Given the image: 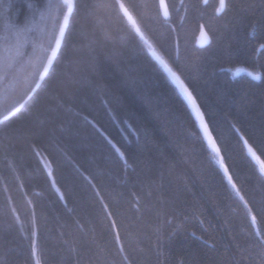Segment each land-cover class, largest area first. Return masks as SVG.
<instances>
[{"label": "trees", "instance_id": "1", "mask_svg": "<svg viewBox=\"0 0 264 264\" xmlns=\"http://www.w3.org/2000/svg\"><path fill=\"white\" fill-rule=\"evenodd\" d=\"M160 1L0 0V264H264V0Z\"/></svg>", "mask_w": 264, "mask_h": 264}, {"label": "snow or ice", "instance_id": "2", "mask_svg": "<svg viewBox=\"0 0 264 264\" xmlns=\"http://www.w3.org/2000/svg\"><path fill=\"white\" fill-rule=\"evenodd\" d=\"M61 3L67 9V11L64 13V21L66 23L68 20L69 14L71 13L72 9L74 8V0H61ZM161 3L163 4V0H161ZM95 7L98 9L107 10L109 12H115L117 15L122 13L124 17H127V19L129 21H132L133 26L135 27L136 22L133 19L132 12L130 11V7H134V6L125 5V3L122 2V0H96ZM220 7L221 8L226 7V0H220ZM165 13H167L166 7H165ZM42 18H43V16H42ZM135 31L137 34H139L140 39L144 40V35L140 31L139 27H135ZM63 32H64V26L61 25V27H60L61 36L63 35ZM5 39H7V38L5 37ZM145 43H147V41H145ZM56 44L57 45L60 44V38L59 37L56 38ZM149 47H151V45H149ZM55 53H56V49L53 48L52 49L53 55L48 57L49 65H51L52 60H53V56H55ZM152 54H153V56L156 57L157 60H159V62L163 66V68L168 73L169 77L178 86V89H179L181 95L184 97V99L187 101V103L195 111L196 118L200 122V126L203 129V133H204V135H205V137H206V139L210 145L211 151H212L214 157L218 160L220 167L223 169L224 175L227 177L228 183L231 185V188L235 192L236 196L239 197V199L244 202L245 207H248V202L245 200L244 196L241 195L240 188L237 186L236 182L233 180L232 175L229 173V169L224 162V156L222 154V149L216 143V141L213 139L211 132H210V129H209V126H208V123L205 120L204 113L200 110V107L197 104V100L193 96L192 91L185 84L181 75L176 70H174V68L169 66V64L167 62H165L160 56L156 55V53L154 51ZM45 72H47V68H45ZM0 78H2V77H0ZM2 101H3V97H0V102H2ZM22 107H23V105H21V108ZM7 111H8V116L4 117V120H0V124H3V123H5V121L9 120L15 114V112L18 111V109H15V106H12V107H9L7 109ZM237 131L239 132V129H237ZM4 135H5V137H7L8 133H4ZM241 139L244 140V145L247 147L248 153L260 163V174L262 176H264V162L260 161V158L253 151L252 147L248 145V141L246 139H244L243 136H241ZM8 146H9L8 144L5 145V147H8ZM116 151L120 152V150L118 148L116 149ZM120 155H121V157H123L124 154L122 152H120ZM248 211L251 212V208H248ZM252 220H253V222H255L256 217L252 216ZM112 224H113V227H115V221H113ZM117 240H119L118 235H117ZM260 245H261V251H262V253H264V239L260 240ZM37 264H38V262H37Z\"/></svg>", "mask_w": 264, "mask_h": 264}, {"label": "water", "instance_id": "3", "mask_svg": "<svg viewBox=\"0 0 264 264\" xmlns=\"http://www.w3.org/2000/svg\"><path fill=\"white\" fill-rule=\"evenodd\" d=\"M73 10V9H72ZM66 11H67V9H66ZM71 13H72V11H71ZM71 13L69 14V16H68V20H67V22L65 23V21H64V17H63V19H62V22H61V25H63L64 26V32H63V35L61 36V34H60V27H61V25H60V27H59V30H58V33H57V36H56V38L57 37H59L60 38V44L59 45H57L56 44V39H55V42H54V44H53V47H52V49L53 48H55L56 49V53H55V56H56V54H57V52H58V50H59V48H60V45H61V43H62V40H63V37H64V34H65V31H66V28H67V25H68V22H69V19H70V16H71ZM52 49H51V52H50V54H49V56H52L53 54H52ZM55 56H53V59L55 58ZM154 58L156 59V57L154 56ZM157 60V59H156ZM53 61V60H52ZM158 62H159V60H157ZM160 63V62H159ZM161 64V63H160ZM47 65H49V63L47 64ZM162 66V65H161ZM163 67V66H162ZM164 69V68H163ZM165 70V69H164ZM165 72H166V70H165ZM167 73V72H166ZM237 73H240V70H238V71H236V74ZM167 75H168V73H167ZM169 76V75H168ZM42 77V76H41ZM170 78V77H169ZM171 79V78H170ZM172 80V79H171ZM174 83V82H173ZM175 84V83H174ZM176 85V84H175ZM177 86V85H176ZM37 86H35V88H36ZM34 88V89H35ZM177 88H178V86H177ZM179 90V89H178ZM180 92V91H179ZM195 112V111H194ZM199 121V120H198ZM200 123V122H199ZM203 130V129H202Z\"/></svg>", "mask_w": 264, "mask_h": 264}, {"label": "rangeland", "instance_id": "4", "mask_svg": "<svg viewBox=\"0 0 264 264\" xmlns=\"http://www.w3.org/2000/svg\"><path fill=\"white\" fill-rule=\"evenodd\" d=\"M161 5H162V6H161V11H162V13H163L164 15H166V13H165V6H164V3L161 4ZM206 42H207V39H206L205 32H204V30L201 28L200 33H199L198 38H197V44H198V45H204ZM189 106H190V105H189ZM190 107H191V106H190ZM191 109H192V107H191ZM192 110H193V109H192ZM193 112H194V110H193ZM194 115H195V119L197 120L195 112H194ZM197 122H198V120H197ZM198 124H199V126H200V123H199V122H198ZM247 152H248V149H247ZM248 154H249V153H248ZM249 155H250V154H249ZM250 157H251L252 160L254 161V163H255V165H256V167H257V170L260 172V163H259L255 158H253L251 155H250Z\"/></svg>", "mask_w": 264, "mask_h": 264}, {"label": "bare ground", "instance_id": "5", "mask_svg": "<svg viewBox=\"0 0 264 264\" xmlns=\"http://www.w3.org/2000/svg\"><path fill=\"white\" fill-rule=\"evenodd\" d=\"M161 4H162V3H161V1H160V7L162 6ZM197 38H198V37H197ZM197 120H198V119H197ZM198 122H199V121H198Z\"/></svg>", "mask_w": 264, "mask_h": 264}]
</instances>
